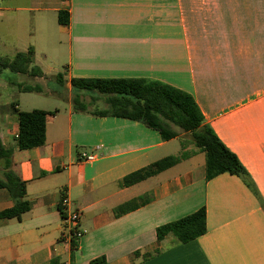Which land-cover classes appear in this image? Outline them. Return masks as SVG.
Returning a JSON list of instances; mask_svg holds the SVG:
<instances>
[{
    "label": "crops",
    "instance_id": "crops-1",
    "mask_svg": "<svg viewBox=\"0 0 264 264\" xmlns=\"http://www.w3.org/2000/svg\"><path fill=\"white\" fill-rule=\"evenodd\" d=\"M0 2L9 17L32 24L14 50L31 46L43 77L63 66L68 88L72 77H146L190 93L264 201V0ZM62 9L69 12L67 25L57 20ZM4 73L0 144L12 152L29 210L20 219H0V264H88L101 255L106 264H264V207L236 175L206 181L204 162H191L197 153L138 183L119 185L124 175L188 148V133L167 139L139 121L76 112L69 99L53 109L36 107L42 93L18 90ZM13 103L24 111H55L46 119L43 145L16 147ZM82 152L94 160H83ZM3 165L0 159V178ZM138 196L150 199L115 214V207ZM59 204L66 216L80 213L75 248ZM12 205L0 188V211ZM202 205L203 235L185 243L172 234L156 239L157 226Z\"/></svg>",
    "mask_w": 264,
    "mask_h": 264
},
{
    "label": "trees",
    "instance_id": "trees-1",
    "mask_svg": "<svg viewBox=\"0 0 264 264\" xmlns=\"http://www.w3.org/2000/svg\"><path fill=\"white\" fill-rule=\"evenodd\" d=\"M58 23L67 25L69 12L66 9L57 13ZM33 48L17 51L12 59L0 61V71L8 69L11 72L30 77L51 79L57 81L61 93L66 87L62 73L54 77H43L42 71L34 65ZM7 81L23 92L47 93L44 85L23 84L7 77ZM57 92V91H56ZM70 104L72 110L93 116H115L139 121L149 128L160 131L165 138L188 133L194 149H182L177 154L166 155L143 167H140L119 180V185L126 187L138 183L150 176L168 169L181 160L196 153L204 154L205 180H210L221 173L238 176L260 201L264 207L256 185L232 152L216 135L213 129L204 122V116L193 96L173 85L146 77H72L69 80ZM88 97V99H86ZM101 101V104L98 103ZM11 112L17 117L18 130L15 137L16 147L26 150L39 147L45 142L46 119L55 111L33 109L24 111L13 103ZM0 159L4 160L3 173L0 178V188L7 191L13 205L0 211V219H20L29 210V202L25 198V182L12 169V152L0 144ZM148 196H138L115 207V214L121 215L149 201ZM61 217L66 215L59 204ZM207 230L206 209L202 205L195 211L178 219L156 227V239L160 241L166 235L172 234L179 242L185 243L203 235ZM77 238H71L72 247H76ZM154 252L143 254L145 258ZM88 264H106L105 256L101 255L89 261Z\"/></svg>",
    "mask_w": 264,
    "mask_h": 264
},
{
    "label": "rangeland",
    "instance_id": "rangeland-1",
    "mask_svg": "<svg viewBox=\"0 0 264 264\" xmlns=\"http://www.w3.org/2000/svg\"><path fill=\"white\" fill-rule=\"evenodd\" d=\"M31 31L32 24H29V21L13 19L8 16V13L0 10V61L4 59H12L15 53L14 49H20L22 43L26 42L28 34ZM2 71H4L5 73L4 75H1V77L15 79L23 84L44 85L45 89H47L48 91L47 93L43 92L40 95H36V107H47L48 109H53L58 103L66 104V99L70 100L71 94L67 85L61 93H58V91L61 89V86L57 81H55V79L52 81L51 79H43L42 81H39L37 79H26V77H21L20 75L11 72L8 69H4ZM59 71L61 73L64 71L63 66H60ZM86 99H88V97H86ZM98 103L101 104V101H99ZM186 137L188 138L187 142L190 143V135L187 134ZM186 149L189 151L193 150V144H188V148ZM192 157L193 159H191V162L194 164H200L204 162V154L201 152Z\"/></svg>",
    "mask_w": 264,
    "mask_h": 264
},
{
    "label": "built area",
    "instance_id": "built-area-1",
    "mask_svg": "<svg viewBox=\"0 0 264 264\" xmlns=\"http://www.w3.org/2000/svg\"><path fill=\"white\" fill-rule=\"evenodd\" d=\"M81 157L85 161H91L94 160L95 155L94 154H87L85 152L81 153ZM62 206H65L67 204V200L64 198L61 202ZM80 219V213L78 210H72L67 214V216L64 218V221L66 223V226L68 228L67 236L70 238H78L80 236V231L77 230L76 226Z\"/></svg>",
    "mask_w": 264,
    "mask_h": 264
}]
</instances>
